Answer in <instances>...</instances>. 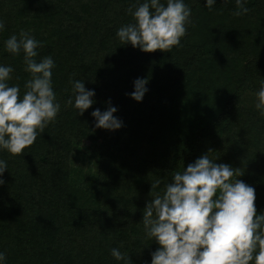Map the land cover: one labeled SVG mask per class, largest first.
I'll return each instance as SVG.
<instances>
[{"label": "trees", "instance_id": "trees-1", "mask_svg": "<svg viewBox=\"0 0 264 264\" xmlns=\"http://www.w3.org/2000/svg\"><path fill=\"white\" fill-rule=\"evenodd\" d=\"M137 2L0 0V64L14 69L8 83L22 96L31 79L23 51L4 46L23 30L39 41L37 61H55L61 105L24 152L0 150L8 167L0 185L5 264H123L112 248L132 264L150 261L159 245L144 231L147 203L209 150L210 159L243 173L238 178L255 188L257 212H264V115L256 108L264 0H246L248 12L239 16L235 0H216L211 9L205 0H184L191 16L180 44L151 52L116 35L134 22L128 9ZM136 78L148 81L140 102L129 95ZM70 79L95 90L82 115L67 103ZM110 106L122 127H95L91 112Z\"/></svg>", "mask_w": 264, "mask_h": 264}, {"label": "clouds", "instance_id": "clouds-1", "mask_svg": "<svg viewBox=\"0 0 264 264\" xmlns=\"http://www.w3.org/2000/svg\"><path fill=\"white\" fill-rule=\"evenodd\" d=\"M235 2L238 11L234 15L248 12L246 0ZM215 3L205 0L209 9ZM128 11L134 22L118 28L116 35L122 44L130 43L146 52L170 51L179 45L191 16L184 0H143ZM4 27L0 20V31ZM4 46L14 55L23 51L24 70L31 74L21 96L20 86L8 83L14 69L0 64V150L16 155L55 120L61 105L52 86L55 61L51 56L35 59L39 41L22 30L19 37L7 38ZM69 82L72 96L67 103L82 115L95 103V90L87 89L84 80ZM147 82L145 78L134 80V91L129 95L137 102L143 100ZM257 97L256 108L264 115V81ZM116 111L115 106L103 112L94 109L95 127L110 131L121 128L123 122L113 115ZM208 152L184 166L183 171H176L162 194H155L147 203L142 218L144 231L159 247L144 264H264V212H257L255 188L238 178L243 173L210 159ZM6 169L5 160L0 159V185L5 182ZM159 184L157 180L152 187ZM111 255L123 264H132L130 255L117 248L111 249ZM5 262V253L0 252V264Z\"/></svg>", "mask_w": 264, "mask_h": 264}, {"label": "rangeland", "instance_id": "rangeland-1", "mask_svg": "<svg viewBox=\"0 0 264 264\" xmlns=\"http://www.w3.org/2000/svg\"><path fill=\"white\" fill-rule=\"evenodd\" d=\"M79 164H82L81 161L78 162ZM87 164V163H86Z\"/></svg>", "mask_w": 264, "mask_h": 264}]
</instances>
